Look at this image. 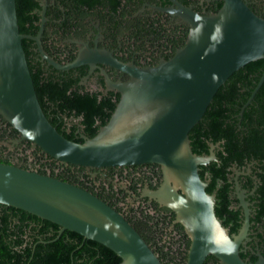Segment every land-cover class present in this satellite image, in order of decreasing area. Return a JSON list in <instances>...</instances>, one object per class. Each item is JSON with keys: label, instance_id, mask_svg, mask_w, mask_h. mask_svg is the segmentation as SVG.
Listing matches in <instances>:
<instances>
[{"label": "water", "instance_id": "obj_1", "mask_svg": "<svg viewBox=\"0 0 264 264\" xmlns=\"http://www.w3.org/2000/svg\"><path fill=\"white\" fill-rule=\"evenodd\" d=\"M171 1L169 7L154 8L187 24L183 45L169 59L137 67L87 47L73 61L60 65L43 51L40 34L19 32L15 0H0V116L19 135L0 143L11 148L28 141L57 163L86 169L156 163L162 182L147 194L173 210L188 234L185 264H203L208 255L221 264H264V256L246 262L239 255L248 226L246 202L241 200L242 228L230 235L215 216L214 194L205 191L207 183L199 176L200 165L216 160L213 149L219 142L209 143L207 154H196L188 136L228 77L245 64L264 59V17L252 11L247 0H221L217 11L207 14ZM25 38L36 40L42 57L58 69L92 66L97 61L128 74L125 82L108 81L119 100L92 137L72 141L49 122L26 61ZM263 80L264 68L241 111ZM0 204L57 224L55 238L71 230L106 246L119 256V264H163L123 214L93 193L50 174L0 162Z\"/></svg>", "mask_w": 264, "mask_h": 264}, {"label": "flooded vegetation", "instance_id": "obj_2", "mask_svg": "<svg viewBox=\"0 0 264 264\" xmlns=\"http://www.w3.org/2000/svg\"><path fill=\"white\" fill-rule=\"evenodd\" d=\"M31 1L33 3L27 7L26 13L34 20L26 24L29 31L27 35L35 37L40 34L39 41L43 51L60 65L73 61L80 50L83 49L84 52L88 48L87 50L106 53L122 63H132L137 67L153 66L160 59H169L183 45L188 32L187 24L178 16L154 8L169 7L174 4L171 0H117L116 5H111V0H96L91 6L82 4L79 0ZM174 1L200 14H207L212 12L219 0ZM247 2L252 5L257 3L256 0ZM263 12L260 9L258 14L262 15ZM43 16L45 20L42 22ZM25 39L33 73L40 77L42 87H52L58 92L70 83L66 95L72 101V97L80 95L92 98L97 106L87 110V113L95 114L88 125L84 122V110L62 109L61 106L67 103L64 97L49 100L45 95L43 100L46 112L55 126L75 142L92 137V131L103 125L102 113H109L110 116L119 100V93L109 84L127 81L128 74L97 61H91L92 66L84 63L69 69H58L42 57L36 40ZM86 57L90 59L89 55ZM100 107L102 113L99 115ZM18 136L0 142H8ZM0 145L13 152L11 164L16 166H19V157L25 156L27 169L34 171L42 167L47 174H51V171L57 174L58 170L70 167L74 175L72 183L93 193L123 214L160 256L163 264H185L190 244L188 234L183 225L175 220L173 210L147 194V191L157 189L162 182V171L158 164L141 163L88 169L82 167L75 170L73 166L54 160L51 169L50 164L42 159L45 154L37 147L32 148L28 141L12 144L11 148L5 144ZM218 148L219 145L214 147V153ZM252 165L253 162L247 163L241 170L231 167L232 173L228 175L229 188L224 199L219 200L215 192H212L216 218L230 235H237L242 228L245 208L241 200L246 202L248 226L238 247L240 257L246 262H255L259 256H264V214L258 212L256 204L257 178L252 174ZM203 176L202 180L206 181L207 186L208 175L204 173ZM203 264L221 263L213 255H208Z\"/></svg>", "mask_w": 264, "mask_h": 264}, {"label": "trees", "instance_id": "obj_3", "mask_svg": "<svg viewBox=\"0 0 264 264\" xmlns=\"http://www.w3.org/2000/svg\"><path fill=\"white\" fill-rule=\"evenodd\" d=\"M95 1L79 0L82 4L90 6ZM256 1L257 3L254 5L249 3L248 6L258 14L260 9L264 10V0ZM32 3L31 0H15L17 23L19 32L22 34L29 33L26 24L34 20L32 17H28L29 15L26 13L27 7L31 6ZM117 3V0H111V5ZM220 6L221 0L217 2L212 12L217 11ZM262 16L264 17V12ZM22 47L38 101L49 122L55 126L54 121L46 112V104L43 100L45 95L49 100L64 97L67 103L61 106L62 109L77 108L81 111L84 110L86 119L84 122L89 125L95 114L87 113V110L97 107L95 101L80 95L72 97V101L66 95L70 83H67L58 92L52 87L50 89L42 87L40 77L33 73L26 39L22 40ZM263 68L264 59H258L245 64L232 73L225 83L218 88L201 120L188 133L191 150L196 154H207L208 144L219 142V148L215 149L216 161H210L198 168L201 179H204V173L209 178L205 191L207 193L215 192L219 200L227 196L228 175L232 173L231 167L235 166L241 170L247 163L253 162L251 170L257 178L255 199L258 212L261 214H264V80L251 102L246 104L242 111L241 108L249 98ZM101 113L100 107L98 114ZM108 118L109 113H102V124ZM0 126L2 127L0 129L1 141L18 136V132L2 117L0 118ZM55 128L62 133L58 127L55 126ZM96 131L97 128L92 131L91 135H94ZM63 135L68 138L65 134ZM12 153L7 150L6 146L0 145V162L11 164ZM42 159L50 164L51 169L53 168L54 159L46 154ZM18 161L19 167L27 169L25 156L19 157ZM73 167L75 170L82 169L80 166ZM37 172L46 174L42 167ZM50 175L70 183L73 181L71 178L74 177L70 167L58 170L57 174L51 171ZM58 230L59 226L55 223L21 209L0 204V264L120 263L121 259L112 250L96 241L83 238L77 232L64 230L55 238ZM158 257L160 258L159 255Z\"/></svg>", "mask_w": 264, "mask_h": 264}]
</instances>
